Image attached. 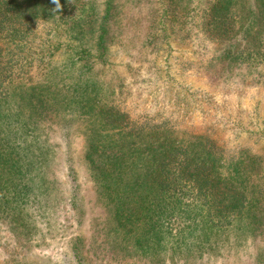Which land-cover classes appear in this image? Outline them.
<instances>
[{
  "label": "rangeland",
  "instance_id": "1",
  "mask_svg": "<svg viewBox=\"0 0 264 264\" xmlns=\"http://www.w3.org/2000/svg\"><path fill=\"white\" fill-rule=\"evenodd\" d=\"M103 1L70 0L62 9L66 23H37L28 37L30 51L45 53L48 64L39 73L44 65L36 63L31 80L58 87L59 97L71 94L77 79L72 52H93ZM216 1L116 0L105 61H94L82 78L91 77L97 97L132 120L164 123L178 136L207 137L224 157L244 158L261 190L247 216L190 248L174 235H184L182 215L166 224L157 245L142 248L135 243L140 229L116 223L90 176L83 157L85 117L73 106L58 107L43 113L36 132L46 157L35 161L38 149L18 143L13 156L20 171L0 179V264H264V65L224 68L221 45L204 29ZM256 1L229 5L254 11ZM68 167L77 184L75 201Z\"/></svg>",
  "mask_w": 264,
  "mask_h": 264
},
{
  "label": "trees",
  "instance_id": "2",
  "mask_svg": "<svg viewBox=\"0 0 264 264\" xmlns=\"http://www.w3.org/2000/svg\"><path fill=\"white\" fill-rule=\"evenodd\" d=\"M115 1H103L93 52L86 48L72 52L70 62L77 69V79L69 87L71 94L59 97L62 92L58 87L49 89L45 81L29 78L36 63L44 65L38 68L43 73L48 62L45 53L30 51L28 37L38 22L66 23L62 9L70 0H0V179L20 171V160L13 156L19 144L38 149L35 161L44 159L43 139L36 134L41 116L58 107L73 106L87 121L83 157L92 180L110 203L116 223L137 226L141 238L135 243L147 250L164 239L166 224L183 215L178 225L185 227L184 235H174L178 245L189 243L191 248L204 243L202 237L208 242L210 236L246 215L254 195L261 192L251 180L256 172L242 157L219 154L207 137L178 136L164 123L132 120L97 97L95 81L82 78V74L94 61H105ZM230 2H214L204 22V29L221 45L224 68L252 61L264 65V0L256 1V10L244 12L232 8ZM19 137L23 138L17 141ZM67 176L71 200L75 201L77 184L72 167L67 168Z\"/></svg>",
  "mask_w": 264,
  "mask_h": 264
}]
</instances>
